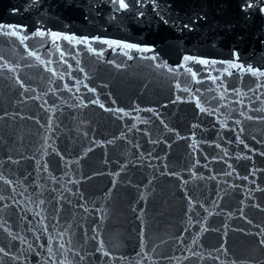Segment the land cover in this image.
<instances>
[{"label": "water", "instance_id": "1", "mask_svg": "<svg viewBox=\"0 0 264 264\" xmlns=\"http://www.w3.org/2000/svg\"><path fill=\"white\" fill-rule=\"evenodd\" d=\"M125 3L0 0V264H264V14Z\"/></svg>", "mask_w": 264, "mask_h": 264}, {"label": "snow or ice", "instance_id": "2", "mask_svg": "<svg viewBox=\"0 0 264 264\" xmlns=\"http://www.w3.org/2000/svg\"><path fill=\"white\" fill-rule=\"evenodd\" d=\"M32 2H33V4H37L38 5L39 0H32ZM112 3L115 6L117 4V0H112ZM127 8H128V4L125 3V0H118V9L117 10H124V9H127ZM253 9H256L260 13L264 14V0H244V3L242 5V7H241V11L245 12V13H250V10H253ZM198 19H199V17H198ZM165 23H167V21H165ZM5 27L15 28L16 26H14V25H0V28H5ZM183 27L184 28H189L190 26L188 24H184ZM12 34H15V33H12ZM46 34H48V33H45L43 31L37 32V35H39V36H44ZM50 36H51L53 42H55L57 39L60 38L61 34L60 33H56V32H51ZM63 38L64 39H72V38L67 37V36H64ZM79 42L86 43L87 42V37L82 38ZM102 42L103 43H109L108 41H102ZM121 46L124 47V48L136 47L135 45H130V44H124V45H121ZM236 56H237V61H238V53L236 54ZM195 59H196L195 57H189V56H185L184 57L185 61L195 60ZM197 62L199 64H201V65H209L210 63H215L214 61L210 62V61L203 60V59L198 60ZM232 66L233 67H240V68L244 67L243 65L239 64L238 62L233 63ZM246 70L248 72H250L252 75H264V72H260L259 69H254V68H252L250 66L247 67ZM189 71L191 72V69H189ZM192 76L195 78L196 73L192 72ZM101 107H103V105H101ZM200 110L202 112L204 111L203 108H201ZM6 183H7V181H6ZM262 243H264V241H262ZM105 255H107V254L105 253Z\"/></svg>", "mask_w": 264, "mask_h": 264}]
</instances>
